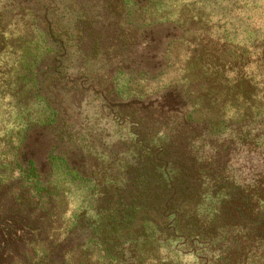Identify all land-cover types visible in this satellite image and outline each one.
I'll list each match as a JSON object with an SVG mask.
<instances>
[{
    "label": "trees",
    "instance_id": "16d2710c",
    "mask_svg": "<svg viewBox=\"0 0 264 264\" xmlns=\"http://www.w3.org/2000/svg\"><path fill=\"white\" fill-rule=\"evenodd\" d=\"M65 1L7 0L28 17L31 30L26 49L19 55L13 49L21 66L13 62L6 70L0 64V100L8 89L14 97L22 94L19 84L35 98L47 99L50 93L40 88V79L56 74L44 69L71 61L74 54L87 60L95 49L108 66L95 82L112 104L117 101L114 73L120 72L111 65L114 61L132 78L168 74V79L153 97L128 99L124 106L135 134L127 151L138 158L129 167L117 211L89 234L75 232V239L68 238L72 228L66 229L65 238L52 241L41 257L25 254V263L72 264L66 256L73 248L81 257L76 264H182L185 255H198L208 264H247L249 254L264 251V147L256 141V126L250 128L254 117L264 114V0H233L235 15L246 14L244 23L254 35L249 47L233 44L225 32L212 35L203 25L198 38L188 37L192 24L185 20H142L127 40L128 33L121 30L125 20L119 15L146 9L155 0H80L82 7L102 4L112 22L107 26L112 40L103 41L96 38L101 22L90 18L88 10H78L77 4L71 6L74 0ZM75 12L84 16L73 30L62 28V17ZM252 16L255 21L249 22ZM125 41L131 42L126 49ZM178 44L185 50L175 55L172 50ZM4 49L0 39V54ZM51 125L28 122L16 139L20 173L41 183L42 175L59 161L85 180L86 156L80 149L67 151L64 133ZM151 129L161 135L155 148L146 141ZM38 146L46 147L41 162ZM50 204L49 199L36 217L11 209L0 214V264L8 259L4 253L22 255L39 248L37 242L24 241L25 234L35 239L37 233L49 236L55 231ZM166 242H175L178 253L165 255Z\"/></svg>",
    "mask_w": 264,
    "mask_h": 264
},
{
    "label": "rangeland",
    "instance_id": "374dc122",
    "mask_svg": "<svg viewBox=\"0 0 264 264\" xmlns=\"http://www.w3.org/2000/svg\"><path fill=\"white\" fill-rule=\"evenodd\" d=\"M75 4L78 10L81 8L88 10L87 15L90 18H97V22H101L97 26L100 33H95L96 38L103 41L112 40L108 32L110 28L107 27L112 22L101 8L102 4H97V8L92 3L82 7L83 2L74 0L70 5ZM235 6L233 0H155L146 9L134 11L128 14L129 16L125 12L119 17L125 20L121 30L124 34L128 33L127 40L134 35L135 25L142 20L145 22L185 20L192 24V31L186 33L188 37L198 38L201 28L207 26L210 34L225 32L226 39L231 40L233 37V44H244L249 47L254 41V35L250 32L249 23H244L243 16L246 14L243 13L240 17L235 15ZM13 8L7 0H0V39L5 47L0 54V64H4L6 70L13 67V62H16L14 66H21V61L13 56V49H17V55L26 49V34L31 30L28 17H22ZM82 15L83 13L75 12L71 16H63L60 26L62 28L66 26L67 30H71ZM199 19L201 24L198 22ZM126 20L134 24L126 25ZM251 21H255L253 16L249 22ZM187 23L185 28L188 27ZM126 42L122 43V48L126 49L131 44ZM184 50L185 46L178 44L172 51L175 55H180ZM90 54L91 57L87 60L81 59L80 54L78 57L74 54L73 59H68L71 61L56 64L47 71L44 69L45 72L56 74L53 78L48 76L40 79V88L50 93L47 99L35 98L34 94L26 92L27 86L19 84L23 87L22 94L14 97V91L8 89V92L4 93V98L0 100V187H6L4 191L0 189V214L11 209L14 213L22 211L33 217L40 216L45 203L50 199L52 208L49 213L53 214L49 221L51 225H55V231L49 236L40 232L32 239L31 235L25 234L23 240L37 242L39 248L24 252L22 255L16 252L4 253L8 259L1 264H26L25 254L28 257H41L52 241L57 239L54 241L56 244L65 238L66 229L70 227L72 231L68 238L75 239V232L89 234L94 226L108 221L117 211V204L121 202L120 195L125 187L129 167L134 164L133 160L138 158L137 153L127 151L130 143L135 141V134L131 124L127 123L128 112H125L124 106L128 99H139L142 95L153 97L160 85L166 83L168 74L157 79L138 76L132 78L126 75V70L118 69L121 67L114 61L111 65L114 66V70L120 71L114 73L117 77L113 91L117 101L114 105L104 98L103 86L99 87L95 82L96 76L102 74L108 67L106 62L101 60L103 53L95 49ZM254 119L256 123L253 122L250 128L256 126L253 132L258 133L256 141L260 148H263L264 114ZM35 121L49 122L53 129L57 128L56 131L64 133L66 143L64 148L67 151L80 149L84 153L87 161L85 180L79 179L66 164L59 161L52 164L47 173L42 175L41 183L22 176L14 157L16 139L28 122ZM159 136L161 135L155 134L153 129L150 130L146 138V141L151 143L150 148H155ZM45 149V146L37 147V158L40 162L45 155ZM235 174L238 177L240 173ZM145 230L148 234L153 232L148 226ZM21 233L19 230L17 235ZM175 245V242H166L162 252L168 257L177 254ZM66 257L72 264L81 259L78 251L73 248ZM30 264L38 263L35 260ZM182 264L208 263H205V258L200 260L198 255H185ZM247 264H264V251H258L255 255L249 254Z\"/></svg>",
    "mask_w": 264,
    "mask_h": 264
}]
</instances>
